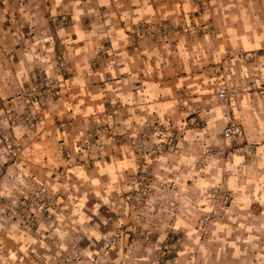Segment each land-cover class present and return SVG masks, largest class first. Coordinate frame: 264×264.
Returning <instances> with one entry per match:
<instances>
[{
  "label": "crops",
  "instance_id": "0c3cea01",
  "mask_svg": "<svg viewBox=\"0 0 264 264\" xmlns=\"http://www.w3.org/2000/svg\"><path fill=\"white\" fill-rule=\"evenodd\" d=\"M147 22H167L173 31L165 40L160 33L136 39L130 31ZM240 52L251 59L235 55ZM43 78L57 88L45 98L34 138L19 161L20 174L67 190L72 203L63 206L70 220L34 235L29 249L36 254L54 260L58 240L75 249L83 237L90 246L82 247L83 255H96L103 237L134 214L143 215L144 227L172 215L181 223L187 184L200 188L207 171L199 167L201 150L219 143L229 122L240 123L248 140L259 144L256 160L243 167V180L253 189L259 182L264 211V97L249 92L235 97L230 113L217 97L225 86L264 80V0H0V103L23 113L28 107L18 97L21 90ZM110 104L121 105L111 127L123 142L103 138L100 149L80 155L82 136L110 122L104 116ZM158 125L180 127L183 137L174 151L152 162L151 192L131 208L120 198L121 185L138 173V138ZM28 131L17 129L19 136ZM240 186L235 207L246 212L256 198L238 192ZM121 254L118 248L112 259Z\"/></svg>",
  "mask_w": 264,
  "mask_h": 264
},
{
  "label": "rangeland",
  "instance_id": "374dc122",
  "mask_svg": "<svg viewBox=\"0 0 264 264\" xmlns=\"http://www.w3.org/2000/svg\"><path fill=\"white\" fill-rule=\"evenodd\" d=\"M261 83L234 86L237 89L234 98L248 92L264 97ZM231 102L225 106L219 101L225 113H230ZM3 103L0 107L5 108ZM45 105L40 108L28 105L23 113L13 110L11 115L4 109L0 115V264H264V211L258 201L259 182L253 189L246 187L250 183L243 180V167L256 160L259 144L247 137L243 144L227 142L222 135L224 129L217 136L219 143L205 144L201 150L199 167L207 171L200 188L194 189L192 182H188L191 189H187L188 205L181 214V223L177 222V215H172L163 222H153L151 228L144 227V221L139 223L143 215L134 214L130 221H118L119 230L103 237L101 251L96 255H83L82 247H90L83 237L76 239L75 249L70 241L58 240L61 249L56 246L54 260L39 251L37 255L36 250L29 249L34 246L31 242L34 235L52 231L45 229L50 223L70 220L71 214L63 206L72 203L67 190H53L50 182L32 181L20 174L19 161L34 138L31 132L38 126ZM11 117L15 124L11 123ZM65 121L70 122L69 118ZM115 121L104 125L113 127ZM203 123L196 122L201 128ZM22 126L29 131L19 136L17 129ZM99 126L102 123L96 128ZM119 137L123 142V137ZM82 139L83 136L79 144ZM104 139L108 140L107 136ZM240 184L238 192L256 198L246 212L235 207ZM173 189L172 185L169 190ZM150 234L152 241L146 244ZM118 248L122 254L112 259L111 254Z\"/></svg>",
  "mask_w": 264,
  "mask_h": 264
},
{
  "label": "built area",
  "instance_id": "2783aa9c",
  "mask_svg": "<svg viewBox=\"0 0 264 264\" xmlns=\"http://www.w3.org/2000/svg\"><path fill=\"white\" fill-rule=\"evenodd\" d=\"M206 1H204L205 3ZM208 6V4H205ZM61 22L67 24L69 18L67 16L61 17ZM172 28L167 22H160L157 24L153 23H144L139 28H135L130 32L136 39L155 36L157 33H160L162 39L165 40L167 36L172 33ZM185 31L190 32V28L187 27ZM192 32H194L192 30ZM32 35V33H29ZM238 57L244 58L246 60L251 59L250 54L240 52L235 54ZM231 55L230 58L235 57ZM62 71L67 72L68 70L65 67H62ZM264 88V80L260 84ZM57 86H55L48 78H43L36 81L35 84L23 88L18 97L24 100L28 105L40 108L46 101L45 98L56 92ZM237 89L233 85H228L221 88L218 92V98L225 106H228L229 103L234 98ZM264 93V91H263ZM121 105L120 104H110L106 111L104 112L105 118L110 120H116L119 115ZM8 115L12 114L13 108L5 107L4 108ZM12 124L16 123L14 118H10ZM111 127L107 128L104 124L96 128L92 133L83 136L81 144H79L78 152L80 155L85 153H92V149H100L101 141L105 136L108 140L114 144H121L122 138L115 135L113 131L110 130ZM182 128H168L163 129L158 125L154 130L142 134L138 138L139 153L141 154L138 158V173L137 175L129 182H124L121 185L122 198L129 203L131 206H140L148 198L150 194V188L147 185L148 178L150 176V170L152 162L157 158L162 156L166 152H172L178 146L180 139L183 137ZM224 140L233 144H243L247 141L246 133L243 127L236 123L228 124L222 132ZM167 189H171L170 186H167Z\"/></svg>",
  "mask_w": 264,
  "mask_h": 264
}]
</instances>
